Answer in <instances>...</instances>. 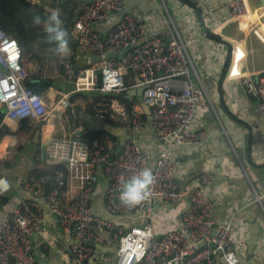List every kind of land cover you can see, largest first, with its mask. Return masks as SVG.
I'll list each match as a JSON object with an SVG mask.
<instances>
[{"label": "built area", "instance_id": "2783aa9c", "mask_svg": "<svg viewBox=\"0 0 264 264\" xmlns=\"http://www.w3.org/2000/svg\"><path fill=\"white\" fill-rule=\"evenodd\" d=\"M75 1L79 15L70 36L82 52L98 55L103 61L98 90L126 94L143 88L144 104L150 108L157 139L142 134L147 120L142 106L135 103L130 114L121 113L127 114L132 135L119 149L108 137L96 145L88 142L79 118L67 135L48 141L49 163L65 169L56 171L53 188H49L53 179L50 175H29L15 187L7 176L0 175V200L11 198L0 215V264H43L36 258L34 243L40 237L47 245L56 242L48 230L52 218L63 236L73 241L67 264H88L93 254L90 245L104 244L109 239L117 242L115 261L102 264H240V259L247 256V241L243 238L234 242L236 229L232 222H216V202L210 196L214 173L203 171L199 180L184 191L178 181L180 162L175 151L203 145L210 137L209 131L195 128L203 97L218 115L174 21L171 17L166 20L171 33L166 42L161 37H148L147 21L135 10L126 11L125 0ZM196 4L212 15L210 0H196ZM227 9L239 22L252 17L248 0H230ZM116 22L105 33L95 30L97 25ZM23 59L18 42L0 27V109L5 111L4 123L9 121L16 127L27 120L44 122L50 115L43 97L25 86L32 72L24 68ZM62 65L64 76L74 82L76 91L96 86V78L90 82L76 76L70 60L62 61ZM132 75L139 81L128 79ZM243 85L250 97L260 101L264 115V77L258 81L246 77ZM73 94H62L59 106L64 111L73 109ZM95 111L102 120L110 113L101 104ZM1 131H5L4 124L0 125ZM143 168L153 171L152 195L139 205H123L121 178H130ZM104 179L107 217L94 205ZM263 197L256 194V201L262 203ZM184 198L189 208L181 214L180 226L159 234L154 220L156 205H172Z\"/></svg>", "mask_w": 264, "mask_h": 264}, {"label": "crops", "instance_id": "0c3cea01", "mask_svg": "<svg viewBox=\"0 0 264 264\" xmlns=\"http://www.w3.org/2000/svg\"><path fill=\"white\" fill-rule=\"evenodd\" d=\"M52 1L44 0L40 5L48 9ZM138 1L148 5L146 11H140L135 7L131 10L140 13L147 21L149 38L161 37L168 42L171 39V33L166 20L168 17L172 18L182 39L188 45L196 71L205 85L218 115V117L214 116L211 104L208 103L206 97H203L198 105L195 128L209 131L210 137L203 145L181 147L175 151L180 162L178 181L181 183L185 177L193 173L196 163H202L203 171L213 172L215 181L210 189V196L216 202V222L218 224L232 222L236 229L234 242L239 243L245 238L249 248L253 230L255 232L258 230L256 233L260 240L264 236V197L262 203L256 201V194L264 196V115L260 111L258 99L250 97L246 92L243 79L246 77L255 79L256 76L261 79L262 77L261 69L264 68V0H248L252 17L247 23L233 19L227 9V3L230 0H210L212 15H208L203 9L196 8V0H134V2ZM73 3L71 0H61L62 5ZM113 25L114 23L97 25L95 30L105 33L113 28ZM213 34L232 43L237 54L240 53L237 59L235 56L233 57L229 75L224 83L225 98L232 111L253 127V155L255 161L263 165L260 172L249 167L246 163L248 131L228 119L219 108L217 84L227 50L224 45L220 46L215 42ZM68 39L71 48V53L68 56H58L53 51L47 50L45 55H41L43 58L45 56L42 63L35 60L29 61L27 58L23 59V65L26 60L29 71L37 77L32 78L31 82L36 85L44 82L49 86L42 94L49 108V118L44 122L27 120L16 127L9 121L4 123L0 109V125L4 124L5 126L4 134H2L3 139L0 142V175L7 176L14 187L31 173H42L50 169L52 165L49 163L46 153L48 141L52 137L67 135L70 132V126L79 119L87 131L85 139L92 145H96L98 140L108 137L112 146L119 149L132 135L127 114L121 116L123 111L127 112L125 106L116 100L110 103L101 96L102 94L105 97L123 94H104L98 90L101 84L100 68L103 61L98 55L82 52L70 35ZM38 53L41 52L38 51ZM66 59L71 61L76 76H81L90 82L94 77L97 79L96 86L76 91L74 82L61 72L64 67L60 66V62L62 63ZM128 79L134 82L139 81L136 75H132ZM66 92H74L72 102L74 115L71 110L64 111L59 106L62 94ZM125 95L127 98V93ZM127 99L134 104L138 103L135 96H130ZM98 104L110 110L106 120L98 118L95 111ZM211 115L214 117L213 120H211ZM214 123L217 124L216 128H214ZM95 133L102 134L94 141H89V136ZM148 136L154 139V134ZM29 143H33L37 147L34 153L26 149ZM156 144H154V148ZM8 145L12 148L10 149ZM106 183L107 181L104 179L99 185L98 193L94 199L97 212L105 217L109 215L105 203ZM188 208L189 203L186 198L172 205L157 204L154 214L157 232L164 234L170 229L179 227L181 214ZM48 230L56 242L47 245L41 237L38 238L34 243L36 258L39 261L45 259L48 262L61 260L62 263L67 264V252L73 241L63 236L54 218L48 223ZM100 245L104 248L116 249L117 253L116 241L109 239L107 243ZM116 253L99 255L97 263L114 262ZM261 261L264 264V259Z\"/></svg>", "mask_w": 264, "mask_h": 264}, {"label": "trees", "instance_id": "16d2710c", "mask_svg": "<svg viewBox=\"0 0 264 264\" xmlns=\"http://www.w3.org/2000/svg\"><path fill=\"white\" fill-rule=\"evenodd\" d=\"M44 1V0H43ZM73 4H61V0H53L48 9H45L40 4H32V0H0V27L2 31L12 39H15L23 51V56L29 61L35 60L42 63L44 58L41 55H45L47 50L54 47V45L48 44L45 39V33L43 26H34L32 21L37 15L42 18H46L50 11L53 9H59L61 13V19L67 29L69 35L70 30L79 15L78 3L75 0H71ZM71 3V2H70ZM38 51L41 53L39 54ZM64 75V68L61 71ZM264 77V72L261 74ZM37 78L31 75L26 81L25 86L31 89L33 92L42 96V94L49 88L44 82L40 84H33L31 80ZM108 102L114 100L125 106L127 113L130 114L133 109L134 103L126 98V95H114L104 96ZM73 102V99H72ZM4 113L5 111L1 109ZM72 111V109H70ZM69 111V110H68ZM72 120V119H71ZM76 121V120H75ZM24 123V122H23ZM3 131L0 132V142L3 139ZM102 133H95L89 136V141H94L96 137H99ZM62 170L65 172L62 166H50L48 171L42 173H31L36 177H42L50 175L53 179L49 184V188H53L57 183L55 176L56 171ZM11 201L10 197H4L0 200V215L4 211L6 205Z\"/></svg>", "mask_w": 264, "mask_h": 264}, {"label": "water", "instance_id": "95a60500", "mask_svg": "<svg viewBox=\"0 0 264 264\" xmlns=\"http://www.w3.org/2000/svg\"><path fill=\"white\" fill-rule=\"evenodd\" d=\"M126 3V11H130L133 7L138 8L140 11H146L148 8V5H146L143 2H134V0H125ZM196 8L197 5H196ZM121 19V15L117 16L118 22ZM117 25V22L113 25V28ZM213 39L215 40L216 43L224 45L226 50H227V56L225 59V62L223 64L222 70L220 72V76L218 79V98H219V108L222 111V113L230 119L232 122L244 127L248 131V141H247V146H246V163L249 167L255 169L257 172H260L259 170L263 168V165L258 164L253 155V127L249 125L246 121L241 119L237 114H235L232 109L229 107L227 100L225 98V90H224V83L229 75V71L232 65L233 57L235 56L236 59L239 57V52L237 54V51L232 43L229 41L223 40L220 36L218 35H212ZM262 72H264V68L261 69ZM259 76L255 77V80H259ZM127 98L130 96H135L137 97L138 103L142 106V109L144 110V113L146 114L147 118V124L145 130L142 132L143 135H149V134H154V131L152 129V117H151V112L150 108L144 104L143 100V88H138L136 90L128 91L127 92ZM260 103V101L258 100ZM5 113L2 111V117L4 118ZM215 116V115H214ZM214 117L211 115V120H213ZM217 124L214 123V128H216ZM213 128V129H214ZM154 139L156 140L157 138L154 135ZM158 146L157 144L155 145L154 152L156 155H158ZM26 149L30 152H35L37 150V147L33 143H29L26 146ZM203 165L202 163L197 164L196 163V169L193 173L185 177V179L180 183L181 189L184 191L192 182L198 181L201 174L203 173ZM256 227V226H255ZM258 231V230H257ZM256 231V232H257ZM253 235L252 239L249 242V248H248V256L243 257L240 259V264H263L261 259H264V236L263 239L260 240L258 238V234L253 230ZM92 248H94V253L92 254L89 264H98L97 263V257L101 254L105 253H116V249H109V248H104L99 244H91L90 245ZM212 248H215L214 245H211ZM248 257V258H247ZM250 257V258H249ZM261 258V259H259ZM43 264H64L62 263L61 260H56L52 262H48L45 259L41 260ZM223 264H226L224 261H222Z\"/></svg>", "mask_w": 264, "mask_h": 264}, {"label": "clouds", "instance_id": "9594fccd", "mask_svg": "<svg viewBox=\"0 0 264 264\" xmlns=\"http://www.w3.org/2000/svg\"><path fill=\"white\" fill-rule=\"evenodd\" d=\"M60 17V11L53 9L46 18L35 16L32 23L34 26H43L46 42L54 45L52 50L56 55L68 56L71 53L69 33ZM121 180L123 187L120 201L125 206L139 205L152 195L151 186L155 182V177L151 168H143L132 177H122Z\"/></svg>", "mask_w": 264, "mask_h": 264}, {"label": "rangeland", "instance_id": "374dc122", "mask_svg": "<svg viewBox=\"0 0 264 264\" xmlns=\"http://www.w3.org/2000/svg\"><path fill=\"white\" fill-rule=\"evenodd\" d=\"M41 1H42V0H33V4L40 3ZM246 23H247V22H246ZM246 23H244V24H246ZM52 49H53V48H50L49 50L53 51ZM49 50H48V51H49ZM24 59H25V57H24ZM49 60H50V59H49ZM49 60H48V61H49ZM27 64H28V63H26V60H24V68L27 69V71H28V70H30V69L28 68ZM60 66L64 67V66L62 65L61 62H60ZM201 81H202V80H201ZM8 147H9L10 149L12 148L10 145H8Z\"/></svg>", "mask_w": 264, "mask_h": 264}]
</instances>
